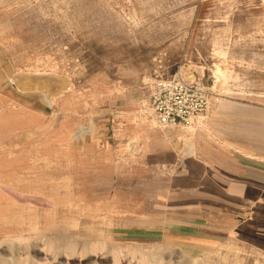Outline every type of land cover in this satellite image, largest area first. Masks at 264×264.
<instances>
[{
    "label": "rangeland",
    "instance_id": "1",
    "mask_svg": "<svg viewBox=\"0 0 264 264\" xmlns=\"http://www.w3.org/2000/svg\"><path fill=\"white\" fill-rule=\"evenodd\" d=\"M174 76L210 108L161 127ZM196 171L264 172V0H0V260L264 264V205L193 213Z\"/></svg>",
    "mask_w": 264,
    "mask_h": 264
},
{
    "label": "crops",
    "instance_id": "2",
    "mask_svg": "<svg viewBox=\"0 0 264 264\" xmlns=\"http://www.w3.org/2000/svg\"><path fill=\"white\" fill-rule=\"evenodd\" d=\"M175 183L174 186L185 193L180 206L190 208L193 213L200 212L210 216L222 213L239 215L249 202H261L264 205V172H244L239 179H231L222 172L199 174L196 171L193 174L188 172L178 175ZM181 225L184 228L179 229V234L193 240L204 237L205 233L199 230L198 224ZM195 229L198 231L195 232Z\"/></svg>",
    "mask_w": 264,
    "mask_h": 264
},
{
    "label": "built area",
    "instance_id": "3",
    "mask_svg": "<svg viewBox=\"0 0 264 264\" xmlns=\"http://www.w3.org/2000/svg\"><path fill=\"white\" fill-rule=\"evenodd\" d=\"M149 101L156 123L168 128L187 126L210 108L209 95L199 81L177 76L153 81Z\"/></svg>",
    "mask_w": 264,
    "mask_h": 264
},
{
    "label": "bare ground",
    "instance_id": "4",
    "mask_svg": "<svg viewBox=\"0 0 264 264\" xmlns=\"http://www.w3.org/2000/svg\"><path fill=\"white\" fill-rule=\"evenodd\" d=\"M215 72V71H214ZM221 73V72H220ZM222 75V74H221ZM221 77H223V75L221 76ZM219 78V77H218ZM218 81H219V79H218ZM23 90H24V88H23ZM52 104V103H51ZM91 129H92V127H91ZM87 132L86 131H84V130H81V131H79L78 132V136H83L84 134H86ZM183 140V139H182ZM130 141H132V140H130ZM184 141V140H183ZM184 144V143H183ZM185 146V145H184ZM189 147V146H188ZM192 149H193V147L192 148H189L188 149V151H187V153H188V155H191L192 154ZM134 150V149H133ZM187 156V155H186ZM10 207V206H9ZM8 208V207H7ZM6 216V215H5ZM4 216V217H5ZM1 218H3V217H1ZM13 232V231H12ZM10 236V235H9ZM7 238V237H6ZM9 239V238H8ZM2 243V242H1ZM11 244H9V246H10ZM51 245H52V243H51ZM24 262V261H23ZM146 262V261H145ZM145 262L142 260L141 262H140V264H145ZM193 263V262H192ZM0 264H6V261H4V260H0ZM21 264V263H20ZM25 264V263H24ZM146 264H149V262L147 261V263Z\"/></svg>",
    "mask_w": 264,
    "mask_h": 264
}]
</instances>
